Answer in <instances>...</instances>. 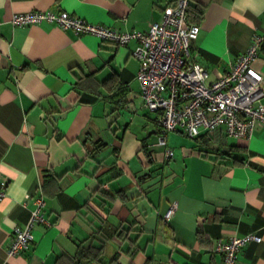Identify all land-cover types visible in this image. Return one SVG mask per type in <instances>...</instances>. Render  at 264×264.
I'll list each match as a JSON object with an SVG mask.
<instances>
[{
	"label": "crops",
	"instance_id": "0c3cea01",
	"mask_svg": "<svg viewBox=\"0 0 264 264\" xmlns=\"http://www.w3.org/2000/svg\"><path fill=\"white\" fill-rule=\"evenodd\" d=\"M173 1L0 0V264H66L78 243L102 239L91 264H220L217 240L251 231L262 240L237 264H264V125L251 138L220 126L179 151L169 133L175 153L165 158L154 145L160 113L144 105L136 78V39L119 45L49 21L11 22L14 12L67 10L145 31ZM191 2L205 11L190 57L212 81L264 33V0ZM254 66L264 74V50ZM40 191L51 223L36 222L29 248L10 255L12 229L34 206L23 200Z\"/></svg>",
	"mask_w": 264,
	"mask_h": 264
},
{
	"label": "built area",
	"instance_id": "2783aa9c",
	"mask_svg": "<svg viewBox=\"0 0 264 264\" xmlns=\"http://www.w3.org/2000/svg\"><path fill=\"white\" fill-rule=\"evenodd\" d=\"M191 0H174L160 21H152L147 30H120L91 22L67 10H30L14 12L11 22L26 25L49 21L76 34H93L103 40L125 45L136 39L133 49L139 60L136 78L144 105L160 113V130L154 145L161 146L165 158L174 156L168 134L181 130L191 137L223 126L229 135L251 138L257 126L264 125V74L254 66L264 40L255 34L229 70L208 81L205 66L192 59L190 50L200 32L198 23L191 22L188 9ZM6 178L0 181V198L6 195ZM31 199V201H30ZM33 208L27 222L12 229L8 254H20L34 240L36 222L50 224L45 215L46 200L40 193L33 198L27 194L23 204ZM172 204L167 218L175 211ZM261 241L262 235L247 232L229 239L219 238L215 251L221 254L220 264H237L238 254L250 241Z\"/></svg>",
	"mask_w": 264,
	"mask_h": 264
},
{
	"label": "trees",
	"instance_id": "16d2710c",
	"mask_svg": "<svg viewBox=\"0 0 264 264\" xmlns=\"http://www.w3.org/2000/svg\"><path fill=\"white\" fill-rule=\"evenodd\" d=\"M205 7L201 5L198 2H191L189 9H188V17L191 22L199 23L201 18L204 15ZM261 50H264V40L260 47ZM208 134V132H205ZM207 134H200L199 137H206L209 138ZM211 134L209 133V136ZM195 136V137H198ZM163 224L164 226H162ZM160 226L165 228L166 230H169L168 227H166L165 223H159ZM198 233L200 235L201 231L198 230ZM121 235V233H119ZM104 242L105 239L100 240L99 244H94L92 241L85 245L84 242L78 243L77 251L73 256H67L68 261L66 264H91L95 261H101V256L104 248ZM60 259V258H58ZM85 262V263H84ZM62 263V262H61Z\"/></svg>",
	"mask_w": 264,
	"mask_h": 264
},
{
	"label": "rangeland",
	"instance_id": "374dc122",
	"mask_svg": "<svg viewBox=\"0 0 264 264\" xmlns=\"http://www.w3.org/2000/svg\"><path fill=\"white\" fill-rule=\"evenodd\" d=\"M169 133L173 135L172 138L170 136V142L174 145L177 151H179L181 147H187V146L191 147L193 145H196V146L199 145L198 141L195 138L190 137L184 132L180 133L178 131L173 130V131H170ZM157 185L159 186V183Z\"/></svg>",
	"mask_w": 264,
	"mask_h": 264
}]
</instances>
